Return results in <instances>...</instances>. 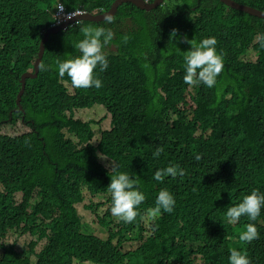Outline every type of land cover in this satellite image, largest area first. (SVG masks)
Returning <instances> with one entry per match:
<instances>
[{"label": "trees", "instance_id": "obj_1", "mask_svg": "<svg viewBox=\"0 0 264 264\" xmlns=\"http://www.w3.org/2000/svg\"><path fill=\"white\" fill-rule=\"evenodd\" d=\"M112 1L0 0V185L7 194L21 190L25 200L35 198L27 215H0V264H229L233 248L251 264H264V207L256 221L226 219L227 209L252 190L264 193V18L219 0H163L151 10L124 2L112 24L77 20L49 35L40 61L48 70L26 78L19 109V77L33 70L43 31L58 21V3L64 11L101 12ZM235 1L264 11V0ZM82 26L115 33L108 68L94 73L99 89L74 88L55 63L80 55ZM184 36L196 43L216 38L224 67L215 87L184 83L183 52L190 49ZM249 49L255 61L240 58ZM94 103L110 114V129L73 118L75 109ZM157 147L164 151L154 158ZM100 155L139 178L146 199L131 224L111 215L112 173ZM172 165L185 175L153 179ZM161 189L173 194L175 207L152 221L147 212ZM82 190L105 196L85 205L104 207L95 228L84 227L77 213ZM248 223L259 232L251 243L239 240ZM20 230L29 238L7 242Z\"/></svg>", "mask_w": 264, "mask_h": 264}, {"label": "clouds", "instance_id": "obj_2", "mask_svg": "<svg viewBox=\"0 0 264 264\" xmlns=\"http://www.w3.org/2000/svg\"><path fill=\"white\" fill-rule=\"evenodd\" d=\"M144 1L150 2L152 0ZM56 8L60 12H63L64 10V6L61 3H58ZM85 12L86 10L80 9L79 12L72 13L71 15L83 16L86 14ZM69 18L71 17H68L67 19ZM64 20L65 19L60 23ZM103 20L107 24H112L115 22V17L106 13ZM76 21L77 20H75V22ZM60 23L53 25H58ZM71 23H73V21ZM80 32L83 35V39L75 44V48L79 50L80 55L64 61H60L59 59L56 60L55 63L57 65L58 74L61 78L67 74L74 88L86 90L95 87L99 89L103 84L94 73L98 66L101 72L108 68V60L110 59L109 55L116 52L114 43H111L114 39L115 33L110 28L92 26H82L80 27ZM172 34L173 36L176 34L175 30ZM127 39V36L123 37L124 42H126ZM182 42L190 45V49L183 52L185 66L183 81L188 85V89L200 84H203L208 88L215 87L217 77L223 71L224 67L223 56L218 54L216 50V38L209 37L196 43L194 39L188 40L187 37L184 36ZM260 45L264 48V36L260 38ZM177 50L179 51V49ZM39 67L41 71L48 70V66L43 63H41ZM72 86H70V92L74 93L76 90ZM99 105L105 108L104 105ZM106 112L108 113L107 110ZM108 115L110 116L109 113ZM74 119L77 118L74 117ZM108 129H110V127ZM163 151L164 149L162 147H157L153 152V157L158 158ZM194 159L199 162L202 159V155L196 154ZM109 172L112 173L110 176V183L107 186V191L111 194V215L125 224H131L136 220L138 215H140L137 209L146 199L144 193L139 190V178L132 177L127 172L120 171L119 166L114 162L111 163ZM177 175L182 177L185 175V172L178 165H172L157 170L154 173L153 179L161 182L166 176L176 178ZM0 193H4L7 197L0 199L1 216L13 215L17 212H22L23 215L31 213L32 204L35 200V198L32 197V194L25 200V195L21 190H15L12 191V194H7L1 185ZM175 203L176 201L173 194L167 189H161L156 196L155 207L150 208L147 212L148 218L155 221L162 212L169 214L172 213ZM262 207H264V193H261L258 189H254L250 194L243 197L242 202L227 209L226 219L229 223L233 224L237 223L243 216L248 217L250 221H256L261 213ZM21 227L22 229H26L22 225ZM152 230H156L155 226H153ZM21 231L22 230L13 233L14 238L19 241L26 236L25 233L19 236ZM258 238L259 232L254 223L246 224L245 230L239 234V240L245 243H251ZM229 264H251V261L246 252L233 248L230 250Z\"/></svg>", "mask_w": 264, "mask_h": 264}, {"label": "rangeland", "instance_id": "obj_3", "mask_svg": "<svg viewBox=\"0 0 264 264\" xmlns=\"http://www.w3.org/2000/svg\"><path fill=\"white\" fill-rule=\"evenodd\" d=\"M64 19H67V18H64ZM253 50L249 49L247 54L245 56L241 55L240 58L242 60H245V59H249V60H252L254 61L255 58H256V54H254L252 52ZM71 90V87L69 86V92ZM71 94H73V92H70ZM80 118V119H91L93 120L94 122H97L98 125H94V129H96L97 127H99L100 130L102 129H108L110 127V116L108 115V113L106 112L105 108L97 103L93 104V106L89 107V108H82V109H76L74 110L73 112V118ZM173 117V115L171 116ZM23 130V128H22ZM65 136L66 138L68 139H71V140H75V138L68 134L67 132H65ZM99 160L102 164H104L106 167H110L112 161L109 160L108 158L104 157V156H99ZM82 193H83V202L82 203H79V204H76L75 207H76V210H77V213L80 215L81 217V221H82V224H84L83 226L84 227H94V224L96 222V215L100 216L103 211H104V207L100 206V207H93V211L91 209H88L85 207V205H87L88 203L94 205L96 202H102L105 198L104 195H100L98 197H92L90 198L88 196V194L86 193L85 190H82ZM13 232V230H11ZM86 231V230H85ZM87 232V231H86ZM91 232L99 237H105L106 233L104 231H99L97 229H93L91 230ZM14 238V236L12 234H8L7 235V242H10L12 241V239ZM29 238V235L27 234L24 238H21L23 240L25 239H28ZM43 242V241H40L39 244ZM39 244L36 246V251L39 250ZM33 259V258H32ZM198 261H196L197 263ZM73 264H93L91 262H78V261H74Z\"/></svg>", "mask_w": 264, "mask_h": 264}, {"label": "water", "instance_id": "obj_4", "mask_svg": "<svg viewBox=\"0 0 264 264\" xmlns=\"http://www.w3.org/2000/svg\"><path fill=\"white\" fill-rule=\"evenodd\" d=\"M162 1L163 0H152L150 2H145L144 0H113L110 4L109 8L104 10V11L97 12V13H92V12L86 11L85 12L86 14L83 16L74 15L73 17H71L69 19H65L62 23H60L58 25H53V26L47 27L43 31L42 37L39 41L37 56H36L35 61L33 63V70L24 71L21 73V75L19 77L20 87L17 91L16 98H15L19 109H21L20 98H21V95L24 91L25 80L27 77L34 78L37 75L39 64L41 61V57H42V54L44 51V43L46 42V40L48 39V37L51 33H55L62 28H66L69 23H71L72 21H75V20L101 21V20H103V17L106 13L111 14L113 16L115 14L118 6L124 2H130L134 6L140 8V9H143V10H151V9L155 8L156 6L160 5L162 3ZM219 1L223 2L228 7H232L234 9L246 12L250 15H253V16H256L259 18H264V11L260 10L258 8L246 5L244 3H239L235 0H219Z\"/></svg>", "mask_w": 264, "mask_h": 264}, {"label": "built area", "instance_id": "obj_5", "mask_svg": "<svg viewBox=\"0 0 264 264\" xmlns=\"http://www.w3.org/2000/svg\"><path fill=\"white\" fill-rule=\"evenodd\" d=\"M80 11V9H76V10H69V11H64L63 10V12H60L58 9H57V11H56V13H55V15L58 17V21H57V23H60L64 18H68V17H73L71 14L72 13H75V12H79Z\"/></svg>", "mask_w": 264, "mask_h": 264}]
</instances>
